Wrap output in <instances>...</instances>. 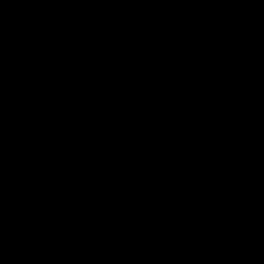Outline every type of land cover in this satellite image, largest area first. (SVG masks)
I'll use <instances>...</instances> for the list:
<instances>
[{"label": "water", "instance_id": "95a60500", "mask_svg": "<svg viewBox=\"0 0 264 264\" xmlns=\"http://www.w3.org/2000/svg\"><path fill=\"white\" fill-rule=\"evenodd\" d=\"M0 264H264V0H0Z\"/></svg>", "mask_w": 264, "mask_h": 264}]
</instances>
